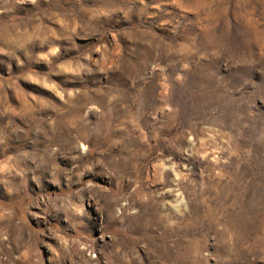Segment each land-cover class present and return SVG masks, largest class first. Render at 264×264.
Segmentation results:
<instances>
[{
  "label": "rangeland",
  "instance_id": "rangeland-1",
  "mask_svg": "<svg viewBox=\"0 0 264 264\" xmlns=\"http://www.w3.org/2000/svg\"><path fill=\"white\" fill-rule=\"evenodd\" d=\"M0 213V264H264V0H0Z\"/></svg>",
  "mask_w": 264,
  "mask_h": 264
},
{
  "label": "bare ground",
  "instance_id": "bare-ground-1",
  "mask_svg": "<svg viewBox=\"0 0 264 264\" xmlns=\"http://www.w3.org/2000/svg\"><path fill=\"white\" fill-rule=\"evenodd\" d=\"M110 201H111V203H115L117 200H110ZM105 216H106V220H105L106 224L119 223L121 220V217L115 216L113 214V212H110L109 214H107ZM160 217L153 211V208H150L148 214L146 215L145 220H143V224L145 226H150L152 224H156L159 221ZM2 219L7 220V217L5 215H3L2 213H0V220H2ZM134 222H135V225L140 224V220H136Z\"/></svg>",
  "mask_w": 264,
  "mask_h": 264
}]
</instances>
